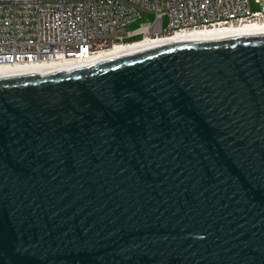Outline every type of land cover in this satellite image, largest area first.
<instances>
[{
  "label": "water",
  "instance_id": "obj_1",
  "mask_svg": "<svg viewBox=\"0 0 264 264\" xmlns=\"http://www.w3.org/2000/svg\"><path fill=\"white\" fill-rule=\"evenodd\" d=\"M0 264H264V33L0 73Z\"/></svg>",
  "mask_w": 264,
  "mask_h": 264
},
{
  "label": "built area",
  "instance_id": "obj_2",
  "mask_svg": "<svg viewBox=\"0 0 264 264\" xmlns=\"http://www.w3.org/2000/svg\"><path fill=\"white\" fill-rule=\"evenodd\" d=\"M143 14L153 20L128 31ZM260 22L264 0H0V66L83 61L145 38Z\"/></svg>",
  "mask_w": 264,
  "mask_h": 264
},
{
  "label": "bare ground",
  "instance_id": "obj_3",
  "mask_svg": "<svg viewBox=\"0 0 264 264\" xmlns=\"http://www.w3.org/2000/svg\"><path fill=\"white\" fill-rule=\"evenodd\" d=\"M264 33V22L245 24L239 26H226L210 30H189L184 32H177L170 36L156 37V38H145L144 40H139L127 44L114 45L106 51L98 53L88 59L77 62H65L57 64H42L33 65L29 67H5L0 66V73L9 72H21V71H33V70H44V69H54V68H70L82 63L107 58L135 50H141L146 48L158 47L163 45L189 42L195 40L223 37V36H236V35H248V34H259Z\"/></svg>",
  "mask_w": 264,
  "mask_h": 264
},
{
  "label": "rangeland",
  "instance_id": "obj_4",
  "mask_svg": "<svg viewBox=\"0 0 264 264\" xmlns=\"http://www.w3.org/2000/svg\"><path fill=\"white\" fill-rule=\"evenodd\" d=\"M152 20H153L152 14H143L136 22L129 24L126 29L128 31L133 30L137 28L141 23L151 22ZM134 39H137V38H134ZM134 39H131V40H134Z\"/></svg>",
  "mask_w": 264,
  "mask_h": 264
}]
</instances>
